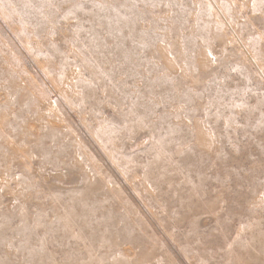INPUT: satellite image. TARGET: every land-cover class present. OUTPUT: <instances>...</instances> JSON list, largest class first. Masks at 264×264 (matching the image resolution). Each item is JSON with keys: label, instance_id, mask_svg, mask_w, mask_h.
<instances>
[{"label": "rangeland", "instance_id": "rangeland-1", "mask_svg": "<svg viewBox=\"0 0 264 264\" xmlns=\"http://www.w3.org/2000/svg\"><path fill=\"white\" fill-rule=\"evenodd\" d=\"M0 264H264V0H0Z\"/></svg>", "mask_w": 264, "mask_h": 264}]
</instances>
